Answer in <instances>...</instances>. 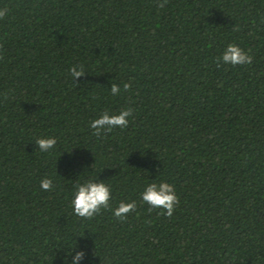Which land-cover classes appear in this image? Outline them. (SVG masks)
Returning a JSON list of instances; mask_svg holds the SVG:
<instances>
[{
	"label": "trees",
	"instance_id": "trees-1",
	"mask_svg": "<svg viewBox=\"0 0 264 264\" xmlns=\"http://www.w3.org/2000/svg\"><path fill=\"white\" fill-rule=\"evenodd\" d=\"M0 11V264H63L72 248L81 264H264V0H0ZM230 43L252 62H219ZM124 108L127 127L93 134L92 119ZM46 136L57 143L42 153ZM87 179L111 186V207L136 209L74 216ZM161 181L176 190L171 216L139 197Z\"/></svg>",
	"mask_w": 264,
	"mask_h": 264
},
{
	"label": "clouds",
	"instance_id": "clouds-1",
	"mask_svg": "<svg viewBox=\"0 0 264 264\" xmlns=\"http://www.w3.org/2000/svg\"><path fill=\"white\" fill-rule=\"evenodd\" d=\"M5 11H0V17L5 15ZM217 60L225 65L237 66L247 65L252 62V56L246 53L236 44H228L223 48ZM73 82L84 74V69L73 66L69 69ZM129 84H123V90H127ZM110 93L113 96L119 95L121 87L115 83L110 84ZM133 109L124 108L116 113L109 111L102 112L98 117L90 121V128L94 130V135L99 136L101 132L110 131L113 128H125L129 123ZM57 143L55 137H39L35 140L36 148L47 153L52 150ZM40 188L43 191L53 189V179L45 176L40 180ZM140 200L151 209H162L163 214L171 216L178 203L175 187L167 182L148 183L143 191L139 193ZM112 199L111 186L99 179H87L76 181L70 196V206L72 214L79 218L89 219L98 213L102 208L110 209L112 215L120 220L126 219L127 215L136 209V201H120L116 207H111ZM85 257L82 250L74 248L67 250L64 255L63 264H81Z\"/></svg>",
	"mask_w": 264,
	"mask_h": 264
}]
</instances>
